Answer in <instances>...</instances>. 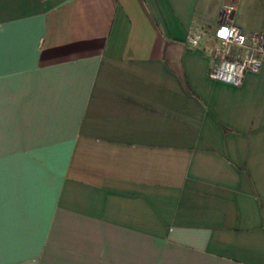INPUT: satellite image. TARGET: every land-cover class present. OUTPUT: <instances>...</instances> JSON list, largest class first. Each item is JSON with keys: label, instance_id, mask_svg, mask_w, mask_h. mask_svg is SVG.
<instances>
[{"label": "crops", "instance_id": "obj_1", "mask_svg": "<svg viewBox=\"0 0 264 264\" xmlns=\"http://www.w3.org/2000/svg\"><path fill=\"white\" fill-rule=\"evenodd\" d=\"M224 3L264 33V0H0V264H264V54L207 76Z\"/></svg>", "mask_w": 264, "mask_h": 264}, {"label": "built area", "instance_id": "obj_2", "mask_svg": "<svg viewBox=\"0 0 264 264\" xmlns=\"http://www.w3.org/2000/svg\"><path fill=\"white\" fill-rule=\"evenodd\" d=\"M235 6L232 3L221 5L217 23L211 31V38L203 30H189L188 47L197 46L208 38L213 59L207 76L211 79L232 85H240L246 72H258L261 56L264 54V33H244L233 22ZM211 39V40H210Z\"/></svg>", "mask_w": 264, "mask_h": 264}, {"label": "rangeland", "instance_id": "obj_3", "mask_svg": "<svg viewBox=\"0 0 264 264\" xmlns=\"http://www.w3.org/2000/svg\"><path fill=\"white\" fill-rule=\"evenodd\" d=\"M213 60V59H212Z\"/></svg>", "mask_w": 264, "mask_h": 264}]
</instances>
